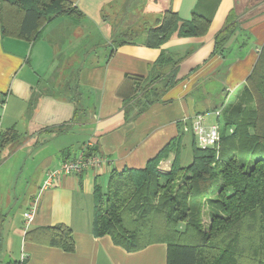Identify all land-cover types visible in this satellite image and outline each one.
Instances as JSON below:
<instances>
[{
	"label": "crops",
	"instance_id": "1",
	"mask_svg": "<svg viewBox=\"0 0 264 264\" xmlns=\"http://www.w3.org/2000/svg\"><path fill=\"white\" fill-rule=\"evenodd\" d=\"M69 1L84 18H57L43 27L34 42L3 36L0 19V131L17 129L21 142L7 147V154L26 157L20 177L29 160L33 164L30 170L36 174L26 181L25 187L32 184L22 209L20 202L12 204L11 193L2 196L0 185V245L9 235L7 230L13 229L21 240L16 261L23 264H167L166 244L129 253L110 236L93 234L96 190L107 192L114 170L145 168L173 139L182 137V146L190 147L189 124L197 116L204 115L209 125L217 121L216 94L220 97L222 91L228 99L238 87L247 85L264 46V0H149L161 12L170 9L183 21L191 20L195 12L211 18L205 36H174L160 48L146 46V35L123 45L119 40L109 41L111 29L105 23V11L122 0ZM231 14L236 18V30L216 52V35ZM246 40L250 48H245ZM162 52L179 58L191 52L180 65L179 83L141 113L145 101L130 102L132 110L127 115V103L118 93L129 88L126 77H156L159 70L153 67ZM34 92L38 101L28 117ZM78 93L89 117L71 124ZM63 125L68 126L67 131L54 132ZM89 141L105 163L82 175L65 176L57 187L40 192L47 171L76 158ZM181 158L183 163L182 153ZM173 159L161 162L159 170L168 173ZM38 195L36 215L26 229L24 214ZM56 225L72 229L73 252L26 239L28 232Z\"/></svg>",
	"mask_w": 264,
	"mask_h": 264
},
{
	"label": "trees",
	"instance_id": "2",
	"mask_svg": "<svg viewBox=\"0 0 264 264\" xmlns=\"http://www.w3.org/2000/svg\"><path fill=\"white\" fill-rule=\"evenodd\" d=\"M60 17L79 21L84 14L69 0H0L5 37L34 42L45 25ZM210 24L211 18L196 12L191 20L183 21L166 9L156 25L146 29L144 44L160 48L174 36L202 37ZM235 30L236 18L231 14L216 35V52L222 50ZM133 41L122 39L119 45ZM190 55L191 52L179 58L162 52L153 67L159 70L156 77L127 76L125 85L129 88L118 92L127 103L126 114L132 110L130 102L143 99L141 113L160 101L167 90L179 83L180 65ZM246 82L243 95L224 116L232 136L221 138L219 148L203 149L192 135V160L185 166L179 137L149 160L145 168L111 173L107 192L97 189L95 194L96 237L110 236L129 253L166 244L167 264H264V46ZM35 93L29 102L28 117L36 109ZM243 98L252 109L243 108ZM74 101L71 124L84 122L89 113L81 105L79 93ZM221 115L216 116L217 123ZM67 130L68 126L63 125L54 132ZM239 132L241 136L235 138ZM21 139L15 127L0 131V148L17 145ZM245 151L253 152L249 167L243 164L248 158ZM172 155L170 171L162 173L161 162ZM255 155L260 158L255 160ZM26 239L46 242L69 253L75 250L73 231L65 225L28 232Z\"/></svg>",
	"mask_w": 264,
	"mask_h": 264
},
{
	"label": "rangeland",
	"instance_id": "3",
	"mask_svg": "<svg viewBox=\"0 0 264 264\" xmlns=\"http://www.w3.org/2000/svg\"><path fill=\"white\" fill-rule=\"evenodd\" d=\"M161 16L162 12L160 6L153 2H149V0H122L105 11V23L111 29V34H109L108 37L109 41L127 38L141 41L145 39L146 29L154 27L156 25V20L160 19ZM115 31H117V35L115 34ZM245 42V48H250L251 44L248 43V40ZM244 84L238 87L234 91L235 93L230 94L228 99L223 96L222 91H220V97L218 94L215 96V102L220 108V113L222 114L219 117L218 125L221 138L223 139L228 138L230 135L232 136L225 125L224 116L233 109L235 103L240 99L241 95H243L247 88V85ZM213 87L220 88V86L215 84ZM240 103H242L243 108L249 106L248 109H252L251 105L247 104L245 98H243ZM188 132L194 135L192 126L189 128ZM240 136L241 133L239 132L235 135V138ZM181 150L184 160L183 163L189 164L192 160L190 147L184 145ZM245 153L248 158L243 160V164H246V166L249 167L253 152L245 151ZM172 156L174 157V155ZM254 158L256 160L260 158V156L255 155ZM24 160L26 161V157L24 156H22V158H20V156L13 158L12 155L7 154L6 149L0 151V185L3 187L1 188V193H3L2 196L11 193L12 204H15L16 201L20 202V205H18L21 207L20 209L23 208L25 196H28L31 190L29 186L32 182L25 187L26 181H29L30 178L32 179L33 176L35 178L36 175L30 170V167L33 166V164L29 160L27 163L25 162L27 165V171L21 172L22 177H20V167L23 165ZM12 230L13 229L7 230V234L9 235H7L5 242L0 245V264H7L10 261L14 262L20 256L21 240L13 235Z\"/></svg>",
	"mask_w": 264,
	"mask_h": 264
},
{
	"label": "built area",
	"instance_id": "4",
	"mask_svg": "<svg viewBox=\"0 0 264 264\" xmlns=\"http://www.w3.org/2000/svg\"><path fill=\"white\" fill-rule=\"evenodd\" d=\"M1 104V102H0ZM219 116V113H216ZM197 144L203 149L219 148L221 135L218 123L207 124L204 115L197 116L192 125ZM105 159L96 152L95 145L89 141L84 144L76 158L61 162L56 168L47 171L40 192L50 190L59 185L65 176H78L103 165ZM39 204V195L34 198L24 214L25 227L28 229L34 220Z\"/></svg>",
	"mask_w": 264,
	"mask_h": 264
}]
</instances>
